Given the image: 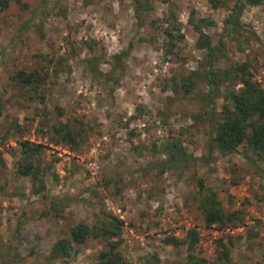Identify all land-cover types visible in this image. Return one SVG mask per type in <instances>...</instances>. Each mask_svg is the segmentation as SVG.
Wrapping results in <instances>:
<instances>
[{"label": "rangeland", "instance_id": "374dc122", "mask_svg": "<svg viewBox=\"0 0 264 264\" xmlns=\"http://www.w3.org/2000/svg\"><path fill=\"white\" fill-rule=\"evenodd\" d=\"M21 1L0 13V264H99L105 239L67 259L52 250L72 227L112 217L124 223L119 252L130 264H215L221 239L230 264H264V164L212 143L226 103L208 107L203 81L189 94L181 86L208 68L199 26L221 48L217 67L249 63L264 89V3L246 7L234 35L225 22L236 0ZM124 51L114 72L108 61ZM22 71L47 81L30 88ZM64 124L82 131L76 143L63 140ZM22 142L42 147L30 160L41 181L19 173ZM177 152L186 156L172 161ZM208 190L245 223L208 228Z\"/></svg>", "mask_w": 264, "mask_h": 264}, {"label": "trees", "instance_id": "16d2710c", "mask_svg": "<svg viewBox=\"0 0 264 264\" xmlns=\"http://www.w3.org/2000/svg\"><path fill=\"white\" fill-rule=\"evenodd\" d=\"M12 0H0V13L7 10ZM21 4V0H16ZM264 0H236L226 19V26L230 33L236 34L242 28L241 17L247 6H260ZM219 5L215 3L217 8ZM197 31L201 33L198 41L200 49L209 52V64L205 72H193L182 81V88L186 93H191L199 81H203L209 88L207 100L208 107H212L214 99H222L226 104L221 112V120L216 124L214 134L211 137L214 143L223 153H241L247 160L256 165V160L248 155L252 152L257 160L264 164V89L254 78L249 63H237L229 68L217 67L218 52L220 47H213L210 37L205 35L199 26ZM166 34L174 45L177 36L172 30H166ZM236 37V36H235ZM223 42V41H222ZM224 45V42L222 43ZM126 51L114 55L108 61L114 72L123 68L122 61ZM17 78L30 88H37L44 84L47 79L39 72H20ZM239 85L242 87L238 88ZM225 87V88H224ZM224 88V91L222 90ZM4 112V103L0 98V117ZM60 134L65 142L76 143L82 137V131L70 124L61 125ZM177 146V145H175ZM241 146L245 152H241ZM25 154L24 162L19 167V173L24 177H33L40 180V170L30 162L32 156L42 151L41 145H33L29 142L21 143ZM181 151V149H179ZM176 153L172 161L180 159ZM165 167V166H164ZM201 191L205 190L204 182L200 181ZM200 209L203 213L205 224L208 228L216 226L219 230L230 227L242 226L245 223L244 213L241 210L229 211L225 209L218 195L213 190H208L202 197ZM123 221L112 217L110 220L98 223L94 227L80 223L70 229L69 238L59 240L53 247L52 256L57 259H67L73 256L75 245L85 244L90 238H101L107 241V248L100 253L99 264H130L121 253L119 248L123 238ZM189 248L192 249L198 242L197 235L191 231ZM169 244L179 245L181 242L174 238L167 241ZM222 251L218 255L215 264H230V248L224 239L220 241Z\"/></svg>", "mask_w": 264, "mask_h": 264}]
</instances>
